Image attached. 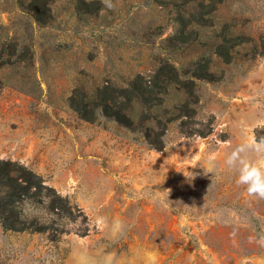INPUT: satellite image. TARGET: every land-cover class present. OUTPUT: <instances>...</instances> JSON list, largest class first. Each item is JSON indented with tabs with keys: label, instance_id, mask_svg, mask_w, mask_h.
Returning <instances> with one entry per match:
<instances>
[{
	"label": "rangeland",
	"instance_id": "rangeland-1",
	"mask_svg": "<svg viewBox=\"0 0 264 264\" xmlns=\"http://www.w3.org/2000/svg\"><path fill=\"white\" fill-rule=\"evenodd\" d=\"M34 2L0 0V158L42 175L91 231L52 242L0 225V264H264V0H50L45 24ZM198 59L218 77L198 83L208 137L172 123L158 151L71 107L77 88Z\"/></svg>",
	"mask_w": 264,
	"mask_h": 264
},
{
	"label": "trees",
	"instance_id": "trees-1",
	"mask_svg": "<svg viewBox=\"0 0 264 264\" xmlns=\"http://www.w3.org/2000/svg\"><path fill=\"white\" fill-rule=\"evenodd\" d=\"M33 15L40 24L48 21L50 0H35ZM30 3V5L35 4ZM50 16V15H49ZM217 53L227 61L230 53L221 46ZM218 80L208 62L200 59L188 67L163 61L151 74H136L125 85L103 83L92 93L77 88L70 96L71 107L93 121L100 112L121 126L138 132L158 151L166 147L164 137L172 123L186 137H208L214 117L199 116V81ZM223 139L227 135H221ZM257 141L264 142V127L256 129ZM0 225L6 232L46 236L60 242L72 230L86 236L91 231L89 216L40 174L11 159L0 158Z\"/></svg>",
	"mask_w": 264,
	"mask_h": 264
}]
</instances>
